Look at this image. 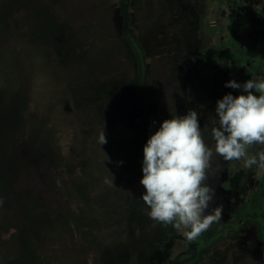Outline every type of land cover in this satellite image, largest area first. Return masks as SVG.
Listing matches in <instances>:
<instances>
[{"label":"rangeland","instance_id":"rangeland-1","mask_svg":"<svg viewBox=\"0 0 264 264\" xmlns=\"http://www.w3.org/2000/svg\"><path fill=\"white\" fill-rule=\"evenodd\" d=\"M231 4L264 13V0ZM217 6L0 0V264L191 260L196 243L185 229L153 221L140 199L143 147L173 115L196 110L203 129L219 99L241 94L225 87L243 81L233 59L219 56ZM262 151L248 149L250 157ZM244 163L212 160L206 214L220 205L223 212L207 230L219 237L209 248L216 261L199 264H264V208L250 211L257 190L264 201V169ZM239 219L241 232L232 231Z\"/></svg>","mask_w":264,"mask_h":264},{"label":"clouds","instance_id":"clouds-1","mask_svg":"<svg viewBox=\"0 0 264 264\" xmlns=\"http://www.w3.org/2000/svg\"><path fill=\"white\" fill-rule=\"evenodd\" d=\"M225 87L239 89L241 94L229 93L219 99L215 115L203 129L198 112L189 110L164 120L143 147L140 184L145 192L140 199L150 209L153 221L177 231L185 229L183 235L190 242L222 218L223 205L206 214L215 196V189L208 184L214 157L226 162L244 160L245 167L264 169V151L252 157L248 152L254 145L264 146V81L230 80ZM98 142L107 143L105 132Z\"/></svg>","mask_w":264,"mask_h":264},{"label":"flooded vegetation","instance_id":"flooded-vegetation-1","mask_svg":"<svg viewBox=\"0 0 264 264\" xmlns=\"http://www.w3.org/2000/svg\"><path fill=\"white\" fill-rule=\"evenodd\" d=\"M217 3V9L223 10L222 19L220 21H214L219 27V31L217 30V33H221V35H217V38H222L221 42L223 40L225 41V43H223L225 48L222 49L223 54L219 53V56L221 54L222 56L220 57H222L223 61L225 60L226 62L230 58L233 59L232 68L243 82L252 78L257 81H264V50L262 49L263 45L261 46L260 43L262 37L264 36V22L262 20L264 13L259 12L251 15L250 12L247 13V8L241 7V5H232L231 0H217ZM231 9L232 13L229 14ZM230 15L231 18L229 19ZM233 24H237V26H233ZM246 41L247 45H245ZM252 44H254L253 49ZM230 47L233 48V50H231ZM213 66L215 67V65ZM259 183L260 182L258 181L257 184ZM260 185L262 184H259V186ZM225 187L223 186L222 188L227 189ZM257 196H260L258 190L255 193V199L257 201L255 203V208L250 211L261 213L263 210L261 211L257 208V205L263 207L264 201L261 202ZM240 215L242 216V214H239V216ZM242 222H244V220L239 219L234 228L230 229L232 231L240 230L241 232L239 223ZM230 229L226 230L229 231ZM207 233V231L204 232L202 234L203 238L199 237L196 241H193L196 245L193 247L191 260L188 259V261L184 264H199L202 259H210L213 261L212 263L216 261L215 259H211L209 254L211 253L210 251H212L210 250L213 244L211 242H216L219 237L217 235L215 240L214 236H208ZM262 238L264 240V234L262 235ZM178 264L182 263L180 262ZM261 264L263 263L261 262Z\"/></svg>","mask_w":264,"mask_h":264},{"label":"water","instance_id":"water-1","mask_svg":"<svg viewBox=\"0 0 264 264\" xmlns=\"http://www.w3.org/2000/svg\"><path fill=\"white\" fill-rule=\"evenodd\" d=\"M132 45L135 48L136 52L141 55V51L138 49V47L136 46V43L134 41H132Z\"/></svg>","mask_w":264,"mask_h":264},{"label":"trees","instance_id":"trees-1","mask_svg":"<svg viewBox=\"0 0 264 264\" xmlns=\"http://www.w3.org/2000/svg\"><path fill=\"white\" fill-rule=\"evenodd\" d=\"M219 12H222V11H219ZM221 14H222V13H221ZM233 26H237V24H233ZM222 45H223V43H222ZM222 49H224V45L222 46ZM220 53H221V52H220ZM221 54H223V53H221ZM221 54H220V56H222ZM262 186H264V184H263ZM259 207H260V206L257 205V208H259ZM263 208H264V207L259 208V209L262 211ZM259 209H258V210H259Z\"/></svg>","mask_w":264,"mask_h":264}]
</instances>
